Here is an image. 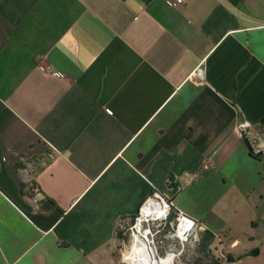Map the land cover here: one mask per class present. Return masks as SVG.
<instances>
[{"label":"crops","instance_id":"crops-1","mask_svg":"<svg viewBox=\"0 0 264 264\" xmlns=\"http://www.w3.org/2000/svg\"><path fill=\"white\" fill-rule=\"evenodd\" d=\"M172 1L0 0V264H122L154 191L264 264V0Z\"/></svg>","mask_w":264,"mask_h":264},{"label":"built area","instance_id":"built-area-1","mask_svg":"<svg viewBox=\"0 0 264 264\" xmlns=\"http://www.w3.org/2000/svg\"><path fill=\"white\" fill-rule=\"evenodd\" d=\"M182 1L183 0H173L172 3L179 4L182 3ZM191 77H196L202 82L206 81L207 69L205 61L198 64ZM253 127L254 124L248 118L238 116L233 125L232 132L239 139H250L251 153L257 157H264V128L262 132L253 135ZM50 156L53 158L54 153H51ZM23 172H25L23 183L27 184L31 180L29 178V171L26 168H23ZM140 208L143 209V211L131 220V222L128 223V226H125L124 233L130 236L131 247L133 244H137V241L139 243L148 244L152 250L161 257L172 254L175 260L174 264H178L180 256L185 250V246L190 243L193 238L198 237L197 235L199 232L201 233V231L205 229L198 219L179 208L171 198L165 196L159 191H154L143 202L139 209ZM162 232H165L167 237H171L177 241V246L167 250L164 256L159 253L158 245L156 244V236L158 233ZM119 233L122 234L123 232ZM119 233L117 231L116 235L118 236ZM216 240H218L219 243V248L217 249L220 257L227 258L229 252L225 248L223 240L219 234L216 235ZM131 247L130 250L122 252L123 261L128 264H132L128 260Z\"/></svg>","mask_w":264,"mask_h":264},{"label":"rangeland","instance_id":"rangeland-1","mask_svg":"<svg viewBox=\"0 0 264 264\" xmlns=\"http://www.w3.org/2000/svg\"><path fill=\"white\" fill-rule=\"evenodd\" d=\"M132 219H129V216H128V217H124L119 222L118 230L121 233L123 232L122 233L123 234L122 235L123 237H121V238L120 237L119 238L117 237V239H118V242H117L118 243L117 252H118L119 259H120V261H121L122 264H128V263H126V262L123 261L122 252L125 251V250H130V247H131L130 236L127 235V234H125L124 231H125V226H128V223H130ZM167 233H168V231H167ZM197 236L198 237L193 238L192 241L185 246V250L182 253V255L180 256V259L178 261V264H194V259L198 255L201 256V252L202 251H200V250H195V252L192 253L193 252L192 251V248L201 239V233L199 232V234ZM156 244L158 245V251H159V253L162 256H164L166 254V251L167 250L172 249L175 246H177V241L174 240V239H172L171 237H167L165 235V232L164 233L162 232V233H158L157 234V236H156ZM218 244H219L218 243V240L213 241V243H212L213 249L215 248V246L217 248H219ZM228 255L229 254H227V258H228ZM172 257H173V261H172V264H173L174 263V256L172 255ZM223 259H226V258L223 257ZM205 263H206V261H203V263H201V264H205Z\"/></svg>","mask_w":264,"mask_h":264},{"label":"bare ground","instance_id":"bare-ground-1","mask_svg":"<svg viewBox=\"0 0 264 264\" xmlns=\"http://www.w3.org/2000/svg\"><path fill=\"white\" fill-rule=\"evenodd\" d=\"M142 211L143 209H138L137 213L134 215V218ZM128 260L129 262H132V264H172L173 257L172 254L161 257L154 250H152L150 245L139 243L137 241V244H133L131 247Z\"/></svg>","mask_w":264,"mask_h":264},{"label":"trees","instance_id":"trees-1","mask_svg":"<svg viewBox=\"0 0 264 264\" xmlns=\"http://www.w3.org/2000/svg\"><path fill=\"white\" fill-rule=\"evenodd\" d=\"M21 188H22V192L28 196V197H33L34 193L36 192V190L39 188L38 183L34 180L31 179L29 183L25 184L22 183L21 184ZM134 216L130 217V219H132ZM118 233L119 230L117 229ZM118 238L123 237L122 234L119 233V235L117 236ZM201 256L198 255L195 259H194V264H201L203 263V261H206L205 264H220V259L216 258L213 254V251L209 248H205V249H201Z\"/></svg>","mask_w":264,"mask_h":264}]
</instances>
